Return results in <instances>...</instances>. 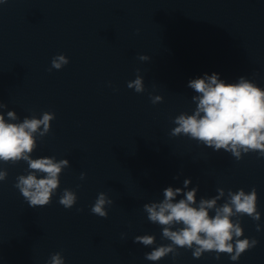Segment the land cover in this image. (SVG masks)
I'll return each instance as SVG.
<instances>
[{
	"label": "clouds",
	"instance_id": "1",
	"mask_svg": "<svg viewBox=\"0 0 264 264\" xmlns=\"http://www.w3.org/2000/svg\"><path fill=\"white\" fill-rule=\"evenodd\" d=\"M6 3L8 0H0V4ZM138 58L141 61L150 59L147 55H140ZM68 63L66 55L57 54L51 60L49 71L61 70ZM136 72V78L129 81L127 87L134 89L136 93H143L144 78L139 74V69ZM187 87L200 94L192 97L196 108L191 115L181 113L174 118L173 123L176 126L171 129V136H187L202 142L215 152L223 149L231 153L236 160L242 159V155L249 152H256L259 157H264V89L244 76L239 77L236 83H227L215 72L210 76L205 73L200 78L189 80ZM149 98L153 104L163 102L160 95L150 93ZM6 107V104L0 103V108ZM7 117L11 121L18 119L14 111H8ZM54 119L55 113L45 111L40 118L26 116L20 123H11L0 114V161L6 165H15L20 161L27 163V174L17 176L14 187L31 208L43 207L52 202L53 195L60 187V175L65 168L70 167L67 159L57 161L54 156H31L37 147L34 134L39 133V138L45 137L50 132ZM41 126L43 130L39 131ZM37 173L43 175L38 178ZM7 176L6 169L0 170V181H5ZM84 178L85 173L82 172L80 179ZM190 182L186 179L185 187ZM181 191V188L167 187L161 202L143 205L148 221L162 226V238L171 242L145 253L146 260L160 261L169 254L175 258L179 255L178 249L184 248L192 250L193 257L197 259L205 252H215L217 259L220 254H228L232 261H238L243 253L257 246L258 241L255 238H241L244 236V229L240 219H232L239 214L240 217L247 215L253 221L260 220L255 187L248 193L242 188L236 192L228 190L227 200L219 207L217 200L225 195L223 188H218L219 195L212 199L202 198L198 206H193L196 204L195 188L187 191L184 199L173 202ZM77 199L74 190L65 188L58 202L70 210L76 205ZM112 204L113 200L107 193L100 192L90 211L106 219L107 208ZM211 209L215 211L213 216L209 215ZM77 211L82 212L83 209L79 208ZM256 230H261L259 223ZM133 242L146 247L152 246L155 236L138 235L134 237ZM47 264H65V258L61 252H55L50 255Z\"/></svg>",
	"mask_w": 264,
	"mask_h": 264
}]
</instances>
